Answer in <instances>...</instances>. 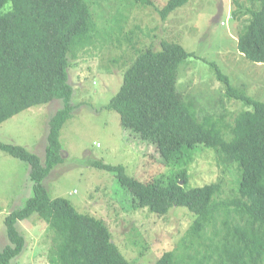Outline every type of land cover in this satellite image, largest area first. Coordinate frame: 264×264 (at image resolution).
Segmentation results:
<instances>
[{
	"label": "trees",
	"instance_id": "trees-1",
	"mask_svg": "<svg viewBox=\"0 0 264 264\" xmlns=\"http://www.w3.org/2000/svg\"><path fill=\"white\" fill-rule=\"evenodd\" d=\"M137 1L153 5L152 0ZM187 1L169 0L159 12L167 18ZM232 1L234 17L248 16L239 34V51L264 64V0ZM99 32L86 0H0V124L30 107L63 101L48 122L44 163L25 146L0 141V149L30 165L33 181V195L5 219L10 243L0 250V264H11L22 253L26 240L17 223L35 214L55 233L50 264H134L104 219L79 212L69 199L51 198L44 184L63 160L60 134L73 111L70 57ZM193 55L168 40L160 50L141 51L108 105L119 112L126 130L156 146L167 171L143 181L122 165L100 160L92 165L115 172L140 208L162 215L183 206L195 215L177 248L165 251L156 264H264V101L235 87L213 64L226 95L252 108L241 111L227 129L212 116L199 117L194 102L177 89L179 68ZM201 148L214 149L225 164L239 165L235 198L218 199L221 181L188 187L187 167ZM209 226L216 227L212 235L206 234Z\"/></svg>",
	"mask_w": 264,
	"mask_h": 264
},
{
	"label": "rangeland",
	"instance_id": "rangeland-1",
	"mask_svg": "<svg viewBox=\"0 0 264 264\" xmlns=\"http://www.w3.org/2000/svg\"><path fill=\"white\" fill-rule=\"evenodd\" d=\"M86 1L100 32L70 57L73 111L60 134L63 160L44 184L51 198L69 199L79 212L104 219L113 240L132 263L156 264L165 251L177 248L195 215L183 206L171 207L162 215L140 208L115 172L92 165L96 160L122 165L126 173L143 181L167 171L156 146L126 130L119 112L108 108L126 71L147 48L160 50L164 40L182 44L194 55L179 68L178 91L194 102L199 117L212 116L227 129L241 111L252 107L226 95L213 64L235 87L261 101L264 64L250 61L239 51V34L248 16L234 17L232 0H188L167 18L159 10L169 0H152L153 5L137 0ZM61 106L63 101L55 99L11 117L0 124V141L23 145L44 163L48 122ZM187 168L188 187L221 181L218 199L230 200L239 194V165L221 162L214 149L201 148ZM32 195L30 165L0 149V250L10 243L6 217ZM17 228L26 242L11 264H50L55 233L49 224L35 214L19 221ZM215 228L207 227L206 234L212 235Z\"/></svg>",
	"mask_w": 264,
	"mask_h": 264
}]
</instances>
